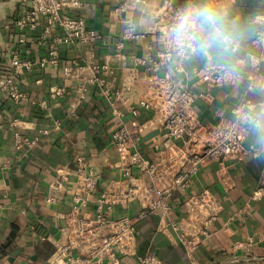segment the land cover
Segmentation results:
<instances>
[{"label":"crops","instance_id":"crops-1","mask_svg":"<svg viewBox=\"0 0 264 264\" xmlns=\"http://www.w3.org/2000/svg\"><path fill=\"white\" fill-rule=\"evenodd\" d=\"M163 1L72 0L62 20L83 19L98 35L95 41L69 40L58 23L43 18L22 46L21 59L32 63L19 74L25 96L0 94V264H68L67 216L76 210L79 220L98 226L100 209L113 234L118 221L136 220V254L119 255V264H139L146 255L160 264H264V49L252 44L264 0H196L197 10L213 9L230 42L226 48L209 46L212 26L197 20L195 50L168 59L151 32L155 6ZM167 1L182 7L188 0ZM34 3L0 0V63L20 47L8 21ZM52 47L56 60L42 66ZM209 67L228 70L233 81L209 85L203 79ZM165 82L190 92L202 124L233 119L234 109L243 107L249 153L197 167L188 189L172 192L170 217L139 218L143 209L137 202L109 209L101 202L105 191L126 189L136 178L151 185L149 174L119 152L113 134L121 126L141 125L138 151L159 171L188 158L187 137L170 138L163 125L170 109L166 95L158 93ZM16 131L37 137L36 143L17 149ZM203 193L219 208L191 259L170 223L183 225L185 201Z\"/></svg>","mask_w":264,"mask_h":264},{"label":"built area","instance_id":"built-area-1","mask_svg":"<svg viewBox=\"0 0 264 264\" xmlns=\"http://www.w3.org/2000/svg\"><path fill=\"white\" fill-rule=\"evenodd\" d=\"M71 1L35 0L33 6L25 11L17 10L16 18L8 21L7 28L16 31L14 43L20 47L12 51L8 63H0V94L13 100H20L25 96L20 88L19 74L22 68L30 70L32 63L21 59V48L28 41L30 34L43 26V18L48 19L50 23H58L65 30L69 40L86 43L98 38L96 33L87 29L83 19L62 20L61 12ZM123 7L124 5L120 6ZM197 9L196 0H188L182 7L167 0L155 6V25L151 32L164 44L162 54L165 59L175 55L182 57L187 52L195 50L198 31L197 20L193 17ZM254 20L261 27L256 31L252 44L264 49V7ZM130 31L133 29L130 28ZM234 50H237L236 46ZM56 56V50L52 47L41 65L45 66L49 60L54 62ZM157 66L158 63L155 64L156 68ZM95 71L98 73L100 68L96 67V70L93 69L94 73ZM203 79L213 86L233 81L228 70L214 67L204 70ZM165 83L164 90L158 93L159 96L166 95L170 109L163 125L170 138L187 137L188 158L182 164L176 160L175 163L168 165L166 170L159 171L156 165L149 164L138 151L141 125L133 122L131 127L121 126L113 134L119 152L129 158L131 166L135 165L141 173L149 174L151 185L146 186L141 179L136 178L126 189L105 191L101 202L109 209L116 205L127 207L130 203L137 202L143 209L139 218L150 213L170 217L172 192L175 189L183 191L188 189L190 176L197 167L212 162L223 164L226 161L240 160L249 153L244 146L247 117L243 115L244 112L241 110L243 107L234 109L233 119L222 117L216 124H202L193 111L194 99L190 92L170 82ZM262 88L264 90V83ZM47 133L48 130L43 131V134ZM36 140L37 137L30 138L19 131L14 133L15 146L20 150L33 146ZM177 166L181 168L175 169ZM89 187H92L91 182ZM49 200H52V197ZM218 208L219 203L206 193L192 196L185 201L184 224L170 223L172 229L179 233L178 240L186 248L191 259H194V250L206 235L207 223L216 216ZM75 213L76 210H73L67 216L71 233L63 254L67 255L68 264H119V255L136 254L135 219L118 221V232L113 234L108 229V222L104 220L102 209L97 213L98 226L86 224L85 221L79 220ZM139 264L160 262L154 256L146 255L139 257Z\"/></svg>","mask_w":264,"mask_h":264},{"label":"clouds","instance_id":"clouds-1","mask_svg":"<svg viewBox=\"0 0 264 264\" xmlns=\"http://www.w3.org/2000/svg\"><path fill=\"white\" fill-rule=\"evenodd\" d=\"M193 19L212 26L207 37L209 46L217 44L226 48L227 44L230 42V38L222 31L221 27L218 26L216 13L211 7H204L197 10Z\"/></svg>","mask_w":264,"mask_h":264}]
</instances>
